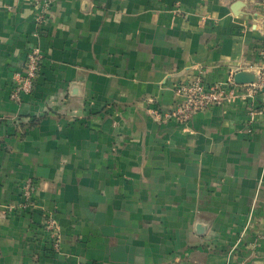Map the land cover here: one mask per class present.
<instances>
[{
  "label": "crops",
  "instance_id": "0c3cea01",
  "mask_svg": "<svg viewBox=\"0 0 264 264\" xmlns=\"http://www.w3.org/2000/svg\"><path fill=\"white\" fill-rule=\"evenodd\" d=\"M260 8L50 0L38 26L30 0H0V264H264V92L185 123L153 112L198 72L254 79ZM32 45L39 74L15 102Z\"/></svg>",
  "mask_w": 264,
  "mask_h": 264
},
{
  "label": "built area",
  "instance_id": "2783aa9c",
  "mask_svg": "<svg viewBox=\"0 0 264 264\" xmlns=\"http://www.w3.org/2000/svg\"><path fill=\"white\" fill-rule=\"evenodd\" d=\"M38 9L35 17L37 25H41L49 11L50 0H30ZM261 9V21L259 25V38L255 46L258 58L256 65L257 74L254 80L244 83H236L234 77H228L224 82H216L206 85L202 73L198 72L188 78L177 82L174 87L175 102L166 111L154 110V115L162 120L174 119L178 122H188L193 114L204 111L214 105H220L225 101H231L236 97L254 98L258 93L264 92V0H258ZM42 60V52L39 46L32 45L25 55L23 73L15 80L10 97L15 102L22 101V96L32 93L36 78L39 74V66ZM254 107V106H253ZM249 108V114H254L255 109ZM253 108V109H252ZM36 190L35 182L27 179L21 185V196L26 208H34L33 193ZM43 227L48 233L52 247L59 250V238L57 234V221L53 215H45Z\"/></svg>",
  "mask_w": 264,
  "mask_h": 264
},
{
  "label": "water",
  "instance_id": "95a60500",
  "mask_svg": "<svg viewBox=\"0 0 264 264\" xmlns=\"http://www.w3.org/2000/svg\"><path fill=\"white\" fill-rule=\"evenodd\" d=\"M235 5L239 6L240 2L238 1ZM234 80L236 83H244V82H250L254 79H251L248 76L243 75V73H240L234 76Z\"/></svg>",
  "mask_w": 264,
  "mask_h": 264
}]
</instances>
